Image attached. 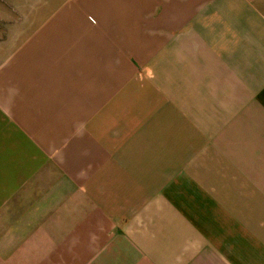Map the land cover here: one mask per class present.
<instances>
[{"label": "crops", "instance_id": "0c3cea01", "mask_svg": "<svg viewBox=\"0 0 264 264\" xmlns=\"http://www.w3.org/2000/svg\"><path fill=\"white\" fill-rule=\"evenodd\" d=\"M60 1L0 52V264H264V0Z\"/></svg>", "mask_w": 264, "mask_h": 264}, {"label": "rangeland", "instance_id": "374dc122", "mask_svg": "<svg viewBox=\"0 0 264 264\" xmlns=\"http://www.w3.org/2000/svg\"><path fill=\"white\" fill-rule=\"evenodd\" d=\"M40 2L41 0H0V52L5 46L17 45L29 31L33 33L37 30L39 24L46 20L45 16L52 14L63 3L60 0H50V9H46L47 5ZM89 20L94 19L90 17ZM3 62L5 60L0 59V69Z\"/></svg>", "mask_w": 264, "mask_h": 264}]
</instances>
